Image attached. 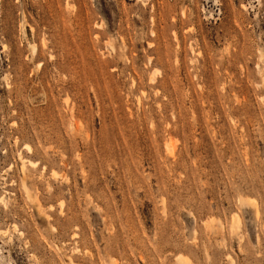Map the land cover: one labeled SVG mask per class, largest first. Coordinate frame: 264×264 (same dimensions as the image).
<instances>
[{"label":"rangeland","instance_id":"obj_1","mask_svg":"<svg viewBox=\"0 0 264 264\" xmlns=\"http://www.w3.org/2000/svg\"><path fill=\"white\" fill-rule=\"evenodd\" d=\"M180 257L264 264V0H0V264Z\"/></svg>","mask_w":264,"mask_h":264},{"label":"bare ground","instance_id":"obj_2","mask_svg":"<svg viewBox=\"0 0 264 264\" xmlns=\"http://www.w3.org/2000/svg\"><path fill=\"white\" fill-rule=\"evenodd\" d=\"M178 261H179V264H186V262H187L186 259H184V257L183 258L182 257L178 258Z\"/></svg>","mask_w":264,"mask_h":264}]
</instances>
